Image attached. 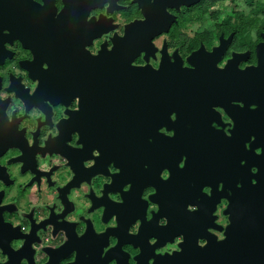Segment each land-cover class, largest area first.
<instances>
[{
	"label": "flooded vegetation",
	"instance_id": "1",
	"mask_svg": "<svg viewBox=\"0 0 264 264\" xmlns=\"http://www.w3.org/2000/svg\"><path fill=\"white\" fill-rule=\"evenodd\" d=\"M28 1L0 19V264H174L264 208V0Z\"/></svg>",
	"mask_w": 264,
	"mask_h": 264
},
{
	"label": "water",
	"instance_id": "2",
	"mask_svg": "<svg viewBox=\"0 0 264 264\" xmlns=\"http://www.w3.org/2000/svg\"><path fill=\"white\" fill-rule=\"evenodd\" d=\"M15 3L28 5L30 2L28 0H0V19L11 17ZM257 52V67L247 69L242 74L244 78L245 76L255 77L258 117L260 123L263 122L260 126L264 127V38ZM132 60L133 55L131 62ZM131 72L136 73V70L131 67ZM138 80L139 78L132 77V96H139ZM248 95H250L249 89ZM262 156L260 154V157ZM258 169V179H256V185L252 191L256 193L255 198L258 195L264 202V163H260ZM260 199L259 201L262 202ZM235 217L236 219L233 222L230 220L229 225L225 228V237L222 241L205 246L195 254H193L194 250L192 254L188 253L192 248L185 243V246L181 247V252L174 255V264H264V208L258 207L257 210L245 211Z\"/></svg>",
	"mask_w": 264,
	"mask_h": 264
}]
</instances>
